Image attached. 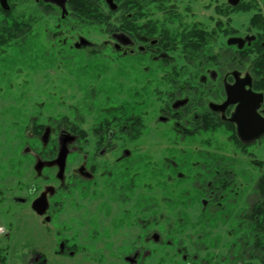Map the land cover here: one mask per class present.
I'll list each match as a JSON object with an SVG mask.
<instances>
[{
    "label": "flooded vegetation",
    "instance_id": "flooded-vegetation-1",
    "mask_svg": "<svg viewBox=\"0 0 264 264\" xmlns=\"http://www.w3.org/2000/svg\"><path fill=\"white\" fill-rule=\"evenodd\" d=\"M40 37L20 91L49 101L0 106L10 263L208 264L226 227L223 264H264V0H0V58ZM141 171L165 177L169 213L187 208L171 187L200 197L185 240L136 195Z\"/></svg>",
    "mask_w": 264,
    "mask_h": 264
},
{
    "label": "rangeland",
    "instance_id": "rangeland-1",
    "mask_svg": "<svg viewBox=\"0 0 264 264\" xmlns=\"http://www.w3.org/2000/svg\"><path fill=\"white\" fill-rule=\"evenodd\" d=\"M22 10L23 7H20L16 11L20 13ZM35 46L37 47L38 51L34 50ZM9 51L10 53H8V55L0 58V106L5 107L8 106L10 102L12 103L14 101L22 100L21 107L24 108V111H27L29 116L32 115L36 116L35 114H33V112H35L34 108L39 109V107H41L40 104L42 100L49 101L48 94L44 92H40V90L35 87L34 88L29 87L28 92H25L24 90V93H22L20 91L21 85H23V77H22V74L24 72L23 68L24 65L28 63L27 59H30V64H39L40 67L42 66L43 63H47L49 58H46V56L42 53H46L49 50L46 48L45 42L40 37L39 39H36L32 41L30 44H28L26 46V49L23 51L9 49L7 52ZM70 95L71 93L65 94L61 100L71 101L72 99L69 97ZM67 109L62 108L60 109V112H62L63 114L65 111H68ZM43 112L46 113L48 111L47 109L44 108ZM89 124H91V118L89 119L87 118L86 120L83 121L84 128ZM70 159H72V157H70ZM100 177L101 176H99V180ZM139 177H140V188L137 189V191L135 192L136 195L140 194L141 197L144 196L155 197L157 199L156 201L158 204V210H159L158 213L160 212L162 219H167L168 221L169 218V224H171L170 227L172 229V235L175 242L180 239L185 240L187 238V235H191L190 229L184 231L183 233L178 232V229L184 227L182 225H179L180 221L183 220L182 218H180V216L184 217L185 215L184 211H187L186 216L188 217L189 221L195 222L200 212L199 204H197L195 200L196 201L200 200V197L193 195L190 191H187L188 195L186 196L184 195V191H186L185 189L175 188V186L171 187L169 189V193H170V202L173 204V207L176 208L181 206L187 208L184 211H181L180 208L171 209V213H169V211H166L164 207V203H163L164 200H161V197H165L162 194V192L165 190H161L162 188H160V184H159L160 180L162 181L165 180V177L153 178L152 173H149L147 171H141ZM178 212L180 213L177 214ZM182 212L184 215L181 214ZM161 217L158 218V221L159 219H161ZM159 223L162 226H165L166 224L165 220L164 221L160 220ZM218 227L220 228L223 226L219 225ZM227 231L228 229L226 227L220 228L218 232L215 231L214 232L215 237L219 239L217 246L211 244V248L209 247L207 249V252L205 253L203 252L196 255H199L201 257L204 256L206 261L207 258H210L208 260L209 262L208 264H223V262L228 258V252H229V244L227 240L228 238L226 236ZM5 243L6 242L3 240V237L0 236V246L5 245ZM3 252H4L3 249H0V264H11L10 262L14 261L19 253V252L18 253H14V252L3 253ZM192 252H194V250L189 249V253ZM12 255L13 258L9 260L8 258H11ZM174 262L176 261L174 260Z\"/></svg>",
    "mask_w": 264,
    "mask_h": 264
},
{
    "label": "water",
    "instance_id": "water-1",
    "mask_svg": "<svg viewBox=\"0 0 264 264\" xmlns=\"http://www.w3.org/2000/svg\"><path fill=\"white\" fill-rule=\"evenodd\" d=\"M67 150L66 147L64 145L61 146L60 148V152L58 155V159L56 161V164L59 166L60 168V177H62L63 175V171H64V166H65V160H66V156H67Z\"/></svg>",
    "mask_w": 264,
    "mask_h": 264
}]
</instances>
